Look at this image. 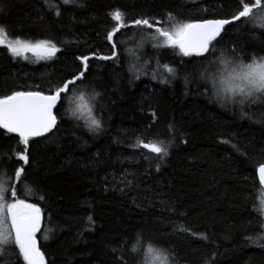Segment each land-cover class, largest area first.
I'll return each instance as SVG.
<instances>
[{
	"label": "trees",
	"instance_id": "obj_1",
	"mask_svg": "<svg viewBox=\"0 0 264 264\" xmlns=\"http://www.w3.org/2000/svg\"><path fill=\"white\" fill-rule=\"evenodd\" d=\"M0 9L5 44L49 39L61 49L51 59L25 60L0 45V96L35 90V85L47 91L83 70L76 57H90L87 80L80 85L84 102L69 103V97L58 106L57 127L30 141L27 164L17 159L24 149L19 137L0 129V176L17 199L41 209L37 242L46 264H120L112 251L120 247L127 264H148L160 249L168 264H264V248L246 239L264 235V189L257 176L264 163V97L230 104L205 87L211 88L221 52L235 47L245 63L264 57L259 12L247 24L228 25L207 59L154 47L153 31L146 30L114 37L126 41L114 63L96 57L111 54L106 33L115 25L110 13L116 10L128 23L146 18L162 24L168 14L177 22L231 19L242 5L238 0H74L68 5L0 0ZM135 39L143 41L141 51ZM145 61L148 74L136 79L129 69L141 70ZM164 65L175 70L174 79ZM93 90L101 94L95 101ZM93 117L101 119L99 132L89 131ZM141 140L172 146L161 158L142 149ZM21 167L18 181L15 171ZM149 245L157 251L148 253ZM15 250L13 259L0 257V264H25Z\"/></svg>",
	"mask_w": 264,
	"mask_h": 264
},
{
	"label": "snow or ice",
	"instance_id": "obj_2",
	"mask_svg": "<svg viewBox=\"0 0 264 264\" xmlns=\"http://www.w3.org/2000/svg\"><path fill=\"white\" fill-rule=\"evenodd\" d=\"M47 4L48 0H44ZM65 5L74 3V0H61ZM242 5V10L238 14H234L231 19H204L195 22H177L175 18L168 14L167 26L161 24L160 21L153 19H135L131 23L126 22L125 15L116 10L110 13L111 18L115 21V25L106 33V40L111 45V54L96 57L99 60L113 61L118 63L121 59V53L118 46L125 44L126 41L114 37L118 33L125 35L128 31H139L145 33L146 30H154L155 34L151 39L156 41L163 38L162 43L155 44L154 47L160 48L167 46L172 49H179L180 54L184 57H202L207 59L206 54L214 55L217 51V45L222 39L225 25H230L233 21H241L247 24L250 20L256 19V13L264 15V2L262 0H238ZM56 7V15L59 16V8ZM255 10V11H254ZM2 11V9H0ZM242 18H245L242 20ZM155 25H160L155 27ZM122 30H125L122 32ZM6 35L5 28L0 26V37ZM215 42V43H214ZM0 45L4 46L13 58L20 57L28 59V54L39 59H51L61 49L49 39H40L31 42L24 39H16L5 44L0 38ZM143 46V41L138 47ZM77 60L81 62L83 70L73 73L71 78H65L58 84H50L47 91L41 89L40 85H35V90H13L10 94L0 96V129L9 134H15L19 137L20 143L23 144V152L17 154V159L23 161L24 164L29 162V146L30 141H35L38 137H47L57 127V115L54 110L58 106L63 105L65 99H69V103L74 101L84 102L85 95L80 85L87 80L89 59L88 56H78ZM140 57H137L139 61ZM220 63L224 65L225 74L219 78L213 76L211 79V88L206 87V92L214 96L217 100L235 102L228 93L234 97L236 93L248 98L254 92H264V57L257 59L252 57L251 63H245L239 53L233 47L228 53L221 52L218 58ZM159 64V60L156 61ZM215 63V61H212ZM149 61H145L141 66V70H137L133 65L130 71H134L135 78L139 79L141 74L147 75L143 68H146ZM170 78H175V70L167 65ZM202 78L207 81V77L201 74ZM152 79H157L155 72H152ZM161 83H168L169 80L162 79ZM77 93H79L77 95ZM101 94L95 92L91 94L92 101H95ZM245 101L241 99L240 104ZM73 109V115H75ZM155 117V113H152ZM155 123V120H153ZM102 129L101 119L93 117L89 125V131L99 132ZM169 132H174V126H168ZM172 146L171 141L165 143L163 140L152 143H144L140 141L142 149H148L151 153L158 157H166L168 150ZM235 148L236 146L233 145ZM239 151V149H237ZM159 170V169H157ZM25 169L23 167L15 171V178L19 181ZM260 184H264V163H261L257 169ZM9 193L12 198L17 196L15 189L10 187L9 181L0 176V257L8 254V248L14 247L18 249L17 256L22 257L25 264H46L44 253L38 247L36 235L41 231L42 213L41 209L33 203H27L24 199H13L9 202ZM42 198V197H41ZM91 220V218L89 217ZM51 231V229H46ZM207 239V236H201ZM44 239H48L45 234ZM253 244L264 248V244L259 241L264 240V235L246 237ZM123 243V242H122ZM139 247V241L133 246L132 251L136 252ZM113 253L117 256L120 264H127V259L123 247L114 248ZM157 251L151 245L147 248L148 253ZM157 259L163 256V261L168 264V254H164L161 250Z\"/></svg>",
	"mask_w": 264,
	"mask_h": 264
},
{
	"label": "rangeland",
	"instance_id": "obj_3",
	"mask_svg": "<svg viewBox=\"0 0 264 264\" xmlns=\"http://www.w3.org/2000/svg\"><path fill=\"white\" fill-rule=\"evenodd\" d=\"M258 18L261 20V21H263L264 22V15H262V14H260L259 13V15H258ZM162 24H164L165 26H167V24H166V22L165 23H162ZM158 26H160V25H155V27H158ZM153 32L150 34L151 36L153 35V34H155V32H154V30H152ZM136 36L135 37H139L140 36V34H135ZM0 38H2L3 40H4V42H7V37L6 36H3V37H0ZM135 41H136V46H137V48L139 49V51H141V49H142V47L144 46H142V47H138V45H140L141 44V42H140V40L138 41V39H135ZM162 41H163V38H159V40H156V41H154V40H152V43H153V45H155V44H158V43H162ZM31 53H29L28 54V58H32L31 57ZM30 56V57H29ZM33 56V55H32ZM34 58H36V59H39L38 57H36V56H33ZM249 63H251V62H249ZM142 65V64H141ZM149 65V64H148ZM147 65V66H148ZM214 67H216V74L214 75L215 77H217V78H219L220 76H222V75H224L225 74V72H224V65L223 64H221L220 63V61H219V59L217 58V61H216V63L214 64ZM143 71H145L146 70V68H143L142 69ZM157 70V69H156ZM228 96L229 97H231L233 100H235V102H238V98H240V99H242L241 97V95L239 94V93H236V95L233 97L232 96V94L231 93H228ZM243 98H245V97H243ZM245 99H247V98H245ZM227 103H232V102H229V101H226ZM84 109H86V107L84 106ZM13 199H17L16 197L15 198H12L11 197V195L9 194V202H12V200ZM261 210H262V212H263V215H264V192H263V194H262V204H261ZM16 252V250H15V248L14 247H9L8 248V254H5L3 257H5V258H12L13 259V257L15 256V253ZM160 261H161V259H157V257H152L151 258V260H150V262L148 263V264H160Z\"/></svg>",
	"mask_w": 264,
	"mask_h": 264
},
{
	"label": "clouds",
	"instance_id": "obj_4",
	"mask_svg": "<svg viewBox=\"0 0 264 264\" xmlns=\"http://www.w3.org/2000/svg\"><path fill=\"white\" fill-rule=\"evenodd\" d=\"M244 96H242L241 98H243ZM261 97H264V92H254L252 94V96L248 97V100L249 101H252V100H255V99H258V98H261ZM153 248H156L158 246H155L153 245L152 246ZM164 254H167V252L163 249H160ZM163 257V256H162ZM160 264H165V262L163 261V259L160 261Z\"/></svg>",
	"mask_w": 264,
	"mask_h": 264
},
{
	"label": "water",
	"instance_id": "obj_5",
	"mask_svg": "<svg viewBox=\"0 0 264 264\" xmlns=\"http://www.w3.org/2000/svg\"><path fill=\"white\" fill-rule=\"evenodd\" d=\"M228 25H225V28L227 27ZM55 114H56V110H54ZM144 143H148V142H144ZM148 150V149H147ZM257 176H258V171H257ZM262 188L264 189V184H261ZM29 203V202H27ZM38 207V206H37ZM42 222H43V219H42ZM41 227H42V224H41ZM39 234V232L37 233V235ZM37 235H36V238H37ZM42 252V251H41Z\"/></svg>",
	"mask_w": 264,
	"mask_h": 264
}]
</instances>
